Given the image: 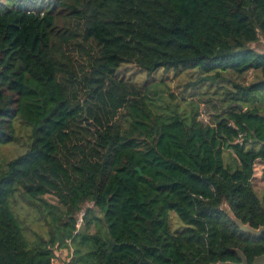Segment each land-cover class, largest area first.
<instances>
[{
  "label": "trees",
  "instance_id": "1",
  "mask_svg": "<svg viewBox=\"0 0 264 264\" xmlns=\"http://www.w3.org/2000/svg\"><path fill=\"white\" fill-rule=\"evenodd\" d=\"M259 41L264 0H0V264H53L64 249V264L263 254L264 233L241 232L226 213L264 224L253 183L264 163ZM125 64L195 71L188 96H217L200 86L219 85L223 108L205 124L193 99L181 98L194 104L186 112L158 97L162 87L119 77ZM248 72L255 79L240 83ZM7 147L20 150L7 158ZM20 202L38 224L29 242Z\"/></svg>",
  "mask_w": 264,
  "mask_h": 264
},
{
  "label": "rangeland",
  "instance_id": "2",
  "mask_svg": "<svg viewBox=\"0 0 264 264\" xmlns=\"http://www.w3.org/2000/svg\"><path fill=\"white\" fill-rule=\"evenodd\" d=\"M252 48L256 50L257 52H264V45L259 41L256 44L252 45ZM71 50V48H69ZM72 51V55L74 56V61H77L76 69L79 66H83V69L85 70L87 68V62L86 59L83 58V56H78L75 51ZM117 74L119 77L125 79L127 82H130L129 84H132L134 86H142L145 81V84H149L151 87H162L163 89L159 92L158 97L163 98L164 101H172L174 100L175 103H179V107L183 108L186 112H193L195 110L194 107H192L194 104L197 106V112H198V120L201 122L208 124L211 122V120L214 118L215 114L220 113V109L223 107L220 105L218 100V95L223 94V89L219 91H215V88H218L219 85H208V83H203L200 88L202 91H211V92H218L217 96L214 95H208L206 97L197 98L195 96H188V94L192 93L196 90L197 86L194 87H186L189 83H192L194 79L196 78L197 72L195 71H184L179 74H176L174 71H162L161 69H158L154 73L148 75L144 71L138 70L133 65H122L118 71ZM80 75V74H79ZM256 75L255 73L248 72L246 75H244V78H241L239 82L241 83H251L252 80H254ZM226 80H230L232 82H238L237 77H233L231 74H225ZM151 81V82H150ZM230 81H224L225 88H231L232 84ZM148 85V86H149ZM220 87V86H219ZM210 89V90H209ZM183 95V96H182ZM181 98H187L186 101L190 102L191 99L194 100V104L191 106L189 104H186L184 100ZM82 125V124H81ZM84 128H88L92 130L89 126H84ZM81 134H84L82 131ZM19 148L17 150H14L13 147H7L2 150L3 154L7 156V158H11L14 154L19 152ZM225 158L228 162L231 164L233 163V156L230 153L225 154ZM260 166H264V163H261L258 161L256 163V171L254 170V188L258 194V196L262 199L264 202V175L263 171L264 168H260ZM90 206L89 204L86 206ZM19 216H20V226L23 229L24 237L27 242H29V239H32L33 231L38 230V224H36V221L34 220V211L29 209L28 212L24 208H22L21 202L18 205ZM82 212L78 215L77 220V227H81V217ZM177 219V218H176ZM180 226V223H177V227ZM80 231L81 228H80ZM69 251L64 249L62 250L57 259L53 262V264H64L65 261H68L69 259Z\"/></svg>",
  "mask_w": 264,
  "mask_h": 264
},
{
  "label": "water",
  "instance_id": "3",
  "mask_svg": "<svg viewBox=\"0 0 264 264\" xmlns=\"http://www.w3.org/2000/svg\"><path fill=\"white\" fill-rule=\"evenodd\" d=\"M138 170V169H137ZM226 213L232 222L238 227V229L243 232L250 234L252 236H260L264 233V224L258 228H253L247 223H243L242 220L236 218L233 213L226 208ZM237 254L239 262H218L216 264H248L247 259L243 252L239 249H234ZM251 264H264V253L253 258Z\"/></svg>",
  "mask_w": 264,
  "mask_h": 264
},
{
  "label": "crops",
  "instance_id": "4",
  "mask_svg": "<svg viewBox=\"0 0 264 264\" xmlns=\"http://www.w3.org/2000/svg\"><path fill=\"white\" fill-rule=\"evenodd\" d=\"M260 168L262 169V168H264V166H260ZM256 169V168H255ZM256 171V170H255Z\"/></svg>",
  "mask_w": 264,
  "mask_h": 264
},
{
  "label": "built area",
  "instance_id": "5",
  "mask_svg": "<svg viewBox=\"0 0 264 264\" xmlns=\"http://www.w3.org/2000/svg\"><path fill=\"white\" fill-rule=\"evenodd\" d=\"M256 167V166H255ZM255 170V169H254Z\"/></svg>",
  "mask_w": 264,
  "mask_h": 264
}]
</instances>
